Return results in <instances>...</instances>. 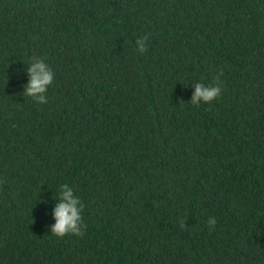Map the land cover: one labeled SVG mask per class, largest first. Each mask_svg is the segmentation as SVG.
I'll return each mask as SVG.
<instances>
[{
  "label": "trees",
  "instance_id": "trees-1",
  "mask_svg": "<svg viewBox=\"0 0 264 264\" xmlns=\"http://www.w3.org/2000/svg\"><path fill=\"white\" fill-rule=\"evenodd\" d=\"M0 264H264V0H0Z\"/></svg>",
  "mask_w": 264,
  "mask_h": 264
},
{
  "label": "clouds",
  "instance_id": "clouds-1",
  "mask_svg": "<svg viewBox=\"0 0 264 264\" xmlns=\"http://www.w3.org/2000/svg\"><path fill=\"white\" fill-rule=\"evenodd\" d=\"M148 37L143 36L137 39L138 51L144 53L147 50ZM28 76L27 83L23 86V95L32 98L39 105H46L49 102L48 92L50 86L55 82L56 73L45 58L33 57L24 70ZM217 83L205 84L196 82L191 87L194 93L191 99L193 105L211 104L223 94L222 83L216 77ZM54 204L51 215L55 223L51 225L50 232L60 238L69 235L84 236L86 226L84 223V202L76 194L75 189L68 183L60 186L59 194L54 195ZM217 220L210 217L207 227L214 230Z\"/></svg>",
  "mask_w": 264,
  "mask_h": 264
}]
</instances>
